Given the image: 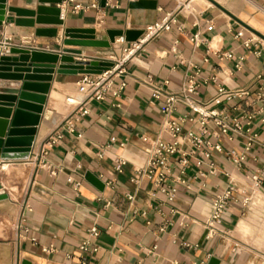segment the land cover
<instances>
[{
  "label": "crops",
  "instance_id": "crops-1",
  "mask_svg": "<svg viewBox=\"0 0 264 264\" xmlns=\"http://www.w3.org/2000/svg\"><path fill=\"white\" fill-rule=\"evenodd\" d=\"M41 1H7L6 20L0 25L2 50L4 42L50 52L78 48L82 54L75 60L109 61L121 58L147 25L166 14H176L178 22L115 76L118 96L89 101L90 113L78 119L66 99L80 98L77 82L82 73L51 74L29 159L0 160V189L8 194L0 200V264H264V176L249 210L238 204L227 207L224 226L229 236L206 238L204 227L216 194L231 181L251 187V175L264 168V111L253 117L250 134L257 138L249 151L244 149L245 134H221L213 123L207 138L221 144L222 152L204 148L210 152L206 157L180 138L181 147L190 153L189 166L184 182H178L177 157L171 158L174 201L149 180L138 187L130 182L148 158L141 136L171 140L165 127L169 118L188 117L182 135L201 126L197 114L183 103L165 117L164 100L154 98L155 84L149 77L177 93L195 76L198 92L187 93L201 102H209L219 85L256 95L262 85L258 77L264 78V0H146L151 3L146 7H133L128 0H112L119 7L106 6L103 0L99 8L90 7L93 0H72L62 7L64 25L58 27L57 37L37 36V28L51 25L30 23ZM75 5L81 7L76 13ZM66 28L94 29L102 40L122 31L126 42L109 48L65 45ZM229 53L232 57H226ZM21 84L0 79V91ZM245 101L236 98L208 106L235 116L242 114ZM2 109L0 105V116ZM57 134L62 138L47 147L49 137ZM42 149L47 153L41 157ZM99 152H104L103 158ZM242 154L244 163L237 168L230 157ZM118 156L126 160L122 172L115 170ZM210 162H215L216 174L208 172ZM92 228L98 231L96 237ZM83 242H89L87 250L80 248Z\"/></svg>",
  "mask_w": 264,
  "mask_h": 264
},
{
  "label": "built area",
  "instance_id": "built-area-1",
  "mask_svg": "<svg viewBox=\"0 0 264 264\" xmlns=\"http://www.w3.org/2000/svg\"><path fill=\"white\" fill-rule=\"evenodd\" d=\"M72 0H62V3L58 6L64 8L66 4ZM101 1L103 0H93L90 7L99 8ZM106 6L119 7L114 4L112 0H104ZM135 2L137 0H128ZM81 9L80 5H75L73 7V12H78ZM63 15V13H62ZM177 17L174 13L166 14L161 20L147 25L142 34L137 40L132 42L129 46L123 49V54L121 58L113 57L109 62L113 65L101 73H82L81 77L77 82L78 93L80 98L75 96H69L66 101L68 104L74 107L72 117L78 119L81 116L90 113V108L87 106L88 102L91 100L102 101L108 96H118L119 90L114 88V78L115 76L124 69V66L138 53L144 51L145 46L157 39L163 32L170 31L177 24ZM242 32H239L241 35ZM198 34L191 38L194 44L198 43ZM126 42L125 35L117 36L115 43ZM7 42L2 44L3 50H7L9 47ZM249 45V43H246ZM226 57H232V54H225ZM87 60V59H85ZM106 61V60H102ZM261 80V87L256 92V95L252 97L249 89H236L229 90L224 86L219 85L217 93L209 102H201L194 99L187 92L197 94L200 84L196 81L195 76L189 78V84L182 91L174 93L165 90L162 85L156 84L152 77L148 78L150 83L155 84L154 98L157 100L163 99L164 105L162 107V113L165 117H170L171 114L176 110L179 103L185 104L190 112H194L198 116V121L200 123V129L187 130L184 135H182V123L185 122L188 117L182 116L177 119L169 118L165 127L169 133L171 140L167 141L162 138H150L148 136H141V140L147 146L146 152L148 158L143 166H138L133 175L130 177V182L135 184L137 187L144 180H149L152 184L158 188L167 197V200L172 202L175 200V194L177 188L170 184L169 174L172 171V161L173 156L177 157L176 163L179 167V176L176 178L178 182H184L182 176L186 173L189 166V155L181 147L180 138H183L188 144H190L195 151L200 152V154L210 157V152L208 150L222 152L223 147L219 143H212L207 135L209 133V125L213 123L219 130L221 134L225 135H246V144L244 146L245 151H249L256 141L257 136L250 134L251 125L253 117L256 113H261L264 111V78L258 77ZM125 84L123 83L120 89H123ZM236 98H246L245 109L242 114L231 116L217 108H211L208 106L209 103L219 105L222 104L224 100H232ZM259 105L258 109L256 106ZM190 119V118H189ZM62 135L57 134L55 136H50L46 142L47 147L53 146L58 139H61ZM115 141V138L111 139V143ZM108 143L105 149L111 146ZM126 141L121 143L124 146ZM46 150L42 149L41 157L46 154ZM193 153V151L191 152ZM98 156L100 158L104 157V152H99ZM245 155H234L230 157L232 163L237 167L241 168L244 163ZM115 170L117 172L123 171V166L126 164V160L118 156L115 160ZM208 172L211 174H216L215 162L209 163ZM200 175H204L205 172L199 171ZM264 168L255 174L251 175L252 184L251 187L238 186L234 181H231L227 187L216 194L212 198V212L211 215L204 222V227L206 230V238L220 237L225 238L229 236V230L224 226V214L227 207L230 204H238L242 208L250 209L253 205L254 196L260 191L263 185ZM5 190L0 189V194L4 193ZM133 198V196H129ZM175 211V210H173ZM28 231V228H25ZM90 233L93 237L98 235L96 228H92ZM239 244L236 243V246ZM89 247V242H83L80 246L81 249L87 250ZM84 264V263H82Z\"/></svg>",
  "mask_w": 264,
  "mask_h": 264
},
{
  "label": "water",
  "instance_id": "water-1",
  "mask_svg": "<svg viewBox=\"0 0 264 264\" xmlns=\"http://www.w3.org/2000/svg\"><path fill=\"white\" fill-rule=\"evenodd\" d=\"M7 1L0 0V25L6 20ZM45 3L50 5L47 6ZM61 3L62 0L41 1L35 21L30 23L52 27L37 28L35 31L37 36L57 37L58 27L64 25L62 9L58 6ZM147 5L151 3L146 0L131 2L133 7ZM120 35L124 33L110 32V39L102 40L96 37L94 29L64 30L65 45L77 47L109 48L111 43H115L116 36ZM81 54L82 50L78 48H65L61 52L19 46H11L5 51L0 48V79L22 81L19 88L0 91V105L3 106L1 111L3 116H0V160L29 159L47 102L52 73L55 71L63 74L101 73L113 65L109 61L75 60L74 56ZM7 198L8 194H0V200Z\"/></svg>",
  "mask_w": 264,
  "mask_h": 264
}]
</instances>
